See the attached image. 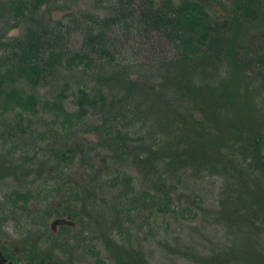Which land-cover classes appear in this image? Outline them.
Returning <instances> with one entry per match:
<instances>
[{"label": "trees", "instance_id": "obj_1", "mask_svg": "<svg viewBox=\"0 0 264 264\" xmlns=\"http://www.w3.org/2000/svg\"><path fill=\"white\" fill-rule=\"evenodd\" d=\"M79 1L0 0V185L8 179L25 185L32 176L35 184L44 174L63 178L77 156L104 147L114 164L139 171L140 190L138 180L119 169L107 182L119 190L116 203L100 201L106 211L98 212L95 188L81 187L73 191L76 202L48 207L43 225L86 214L98 233L84 241L86 256L106 264L96 247L102 242L115 264H149L142 245L123 244L131 240L134 217L178 219L183 211L184 223L193 224L201 212V223L221 227L228 241L217 237L212 244L199 234L203 246L178 250L187 262L264 264V0H91L104 17L76 12L44 19L45 10ZM20 27L23 34L9 36ZM68 101L76 111L67 110ZM47 116L67 138H56L61 145L35 171L37 156L28 158L19 141L28 144ZM82 126L98 136V145L77 136ZM206 178L222 182L207 210ZM181 188L184 208L176 197ZM33 197L28 188L8 200L26 213ZM201 246L211 254L200 255Z\"/></svg>", "mask_w": 264, "mask_h": 264}, {"label": "rangeland", "instance_id": "obj_2", "mask_svg": "<svg viewBox=\"0 0 264 264\" xmlns=\"http://www.w3.org/2000/svg\"><path fill=\"white\" fill-rule=\"evenodd\" d=\"M63 8L45 10L44 19L47 21L51 19L53 21L60 20L65 18L66 15L76 12H90L100 17L106 15L105 11L96 9L91 0H80L77 5ZM23 32L24 28L20 27L12 30L9 36L18 37ZM81 44L82 38L76 35L73 39V46L79 48ZM66 108L69 112L76 111L70 101L66 103ZM34 128L36 129L35 132L32 136L29 135L26 141L28 144H22L24 142L22 140L19 141L21 142V146L19 147H24L21 152L24 151L28 158L34 155L37 156V162L34 163L36 164V169H34L36 171L39 168L37 166H40L44 160L52 156V153H49V151L61 145L60 142H57L56 138H64L65 136L67 138V131L55 125L53 117L50 116L44 119L43 124L38 122ZM52 129H55L58 135H55V132L51 131ZM77 136L84 140L88 139L92 146L98 145V136L87 132L86 126L79 128ZM8 148H5V150L8 151ZM88 148L89 145L86 144L85 149ZM83 156L81 154V156L75 158L70 167L66 168V175L63 178H60L58 175H56L57 177H50L44 174L35 184H31V182H35L36 176L27 179L29 186L27 184L16 183L13 179H8L4 184L0 185V205L4 206L3 209H0V220L7 218V221L0 225V248L4 250L6 255L14 254L16 259L23 261V264L28 263L30 257H35L37 261L50 259L49 263L45 264H98L96 258L89 255L86 256L84 253V241L91 239L93 236H98L96 230L95 232L92 230L91 218L86 214H81L79 219H72L76 224L75 230L66 233L58 229L54 232L51 225L57 217L51 219L47 225H43L45 210L59 203L71 202V200L75 199L73 191L75 189L78 191V188L82 189L85 187L88 189L95 188L96 198L100 204L98 212L102 213L107 209L105 208V203L100 202L101 199L107 200L108 205L112 204L115 201L114 199L117 198L116 194L119 191L117 189L113 190L108 186L107 182L112 178L111 176H115L119 169L128 172L138 180L136 184L138 190H140L139 183L143 181V176L133 166L125 165L120 167L117 165L118 163L114 164L112 160L108 159L110 154L104 147H99L98 152H89L88 157L85 159ZM53 166L54 162L51 163L49 168ZM47 180H49L48 184H46ZM201 181L205 194H208L204 197L205 202L202 204V209H211L215 205L216 198L219 197L222 182H216L212 178L202 179ZM215 184L217 185L215 186ZM28 188L35 197H33V200L29 204L27 212L25 213L21 210L15 211L13 203L8 200L9 195L14 190L25 191ZM40 189L43 191L38 194ZM176 197L181 202L180 206L184 208L183 188L177 193ZM75 210L81 212L82 204L77 202ZM119 210L122 211V209ZM199 213V221L193 224L184 223L183 211L181 213L183 217L179 216L178 219L174 217H157L156 219V217L151 218L149 213L141 214L140 220L134 217V221L129 223L128 228L130 229L131 240L128 241L129 243L124 242L123 244L135 247L142 245L147 253L149 264H194L187 262L184 257L180 256L178 250L184 251V247L188 244L196 245L199 243V245L202 244L203 246L205 241L201 240L199 234L202 233L208 237L209 239H206L208 241L212 240V244L214 243L213 240L218 244L217 237H221L225 243L228 241L224 237L225 230L221 227L215 225L204 226L201 223L204 214ZM112 216L108 215L106 218ZM33 221H36V223ZM194 230H199V233L195 235ZM114 234L113 236H115ZM192 236L195 237L190 240ZM34 237L37 239H34ZM115 240L123 242L127 240V236L119 238L117 235L115 236ZM163 242H168L169 249L165 248ZM60 243L67 246L66 249L65 247L61 249L59 247ZM96 243L98 250L103 252L106 264H115L116 261L114 259L107 257V250L103 243ZM202 246L197 248V252L200 250L198 253L202 256L210 255L211 253L204 251ZM207 246L208 248L212 247L211 244H207ZM67 248L70 250L66 251Z\"/></svg>", "mask_w": 264, "mask_h": 264}, {"label": "water", "instance_id": "obj_3", "mask_svg": "<svg viewBox=\"0 0 264 264\" xmlns=\"http://www.w3.org/2000/svg\"><path fill=\"white\" fill-rule=\"evenodd\" d=\"M62 226H75V222L72 220V217L69 216L68 218H57L52 222L51 228L54 232L58 230L59 227ZM0 264H17L13 261H8L7 259L3 258L2 253L0 252ZM32 264V263H26Z\"/></svg>", "mask_w": 264, "mask_h": 264}, {"label": "flooded vegetation", "instance_id": "obj_4", "mask_svg": "<svg viewBox=\"0 0 264 264\" xmlns=\"http://www.w3.org/2000/svg\"><path fill=\"white\" fill-rule=\"evenodd\" d=\"M0 252L2 253L3 258L7 259L8 261H14V260H11L10 258H8L7 255L4 253V250H2L1 248H0ZM15 263H17V264H23V262H15Z\"/></svg>", "mask_w": 264, "mask_h": 264}]
</instances>
